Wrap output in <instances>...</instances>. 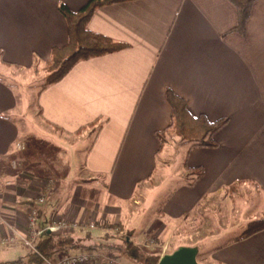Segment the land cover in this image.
Segmentation results:
<instances>
[{
    "label": "crops",
    "instance_id": "obj_1",
    "mask_svg": "<svg viewBox=\"0 0 264 264\" xmlns=\"http://www.w3.org/2000/svg\"><path fill=\"white\" fill-rule=\"evenodd\" d=\"M87 1L0 3L1 59L11 63L0 62V234L25 229L28 208L45 178L52 186L39 219L58 215L96 222L93 229L71 230L88 232L90 245L53 256H98L78 264H107L108 257L115 264H142L128 253V243L145 244L161 257L185 245L178 240L167 250L184 219L220 212L225 200L232 212L239 202L250 213L243 229L263 217L264 0L253 2L244 34L233 29L236 8L228 0H124L97 8L88 28L127 47L76 62L62 79L38 90L34 103L35 133L89 139L81 161L66 168L52 155H39L37 144L36 149L28 145L23 103L7 72L45 66L51 47L67 40L59 4L75 11ZM167 90L182 97L194 115L226 119L213 136L216 145L193 146L166 131L160 147L157 131L171 116ZM100 116L106 120L99 130L75 133ZM199 168L202 174L193 180ZM156 184L170 191L149 208ZM146 211L148 221L138 234ZM206 217L213 227L216 221ZM115 225L125 242L111 231ZM244 231L215 243L210 263L264 264V229L242 237ZM147 238L154 242L146 244ZM6 247L12 260L28 251L20 239Z\"/></svg>",
    "mask_w": 264,
    "mask_h": 264
},
{
    "label": "trees",
    "instance_id": "obj_2",
    "mask_svg": "<svg viewBox=\"0 0 264 264\" xmlns=\"http://www.w3.org/2000/svg\"><path fill=\"white\" fill-rule=\"evenodd\" d=\"M121 1L124 0H88L81 8L75 11L68 8L64 3L59 4L58 10L66 21L67 40L63 45H55L51 47L49 58L45 61L46 76L39 91L47 85L62 79L76 62L119 51L127 47V44L123 42L115 41L106 35L93 32L88 28V22L97 8ZM228 1H230L236 8L237 22L233 29L244 34L246 30V21L249 17L251 6L255 0ZM0 62L6 65H11V63L4 62L1 59V50ZM166 98L171 107V116L169 124L162 130L157 131V136L160 140V147H162L165 142L164 133L166 131L172 132L178 136L179 140L186 141L193 146L216 145L213 136L224 124L226 120L225 118L217 121H210L203 114H192L186 107L184 99L171 90H167ZM105 120V117H97L94 121L76 130L75 133L79 134L84 129L91 127H94L97 131ZM201 174L202 170L200 168L197 169L194 173L193 180L200 177ZM235 189L236 185L230 187L231 195H233ZM104 225L108 227L111 226L109 223ZM262 229H264V216L249 221L242 237H246ZM115 233L116 236H118V239L125 242L126 235L122 232L121 228ZM88 234V232L76 234L71 230H61L58 232L45 231L38 241V249L45 255L53 257L58 252L63 253L69 248H81L90 245L87 243L90 238ZM242 237L240 236V238ZM125 248L131 256L138 261H141L142 264H157L160 258L159 253L148 251L144 246L128 243ZM0 264H41V259L35 255L34 252L28 250L25 258H19L4 263L0 261Z\"/></svg>",
    "mask_w": 264,
    "mask_h": 264
},
{
    "label": "rangeland",
    "instance_id": "obj_3",
    "mask_svg": "<svg viewBox=\"0 0 264 264\" xmlns=\"http://www.w3.org/2000/svg\"><path fill=\"white\" fill-rule=\"evenodd\" d=\"M2 1L3 0H0V3ZM7 73V76H10L7 78L8 81H10V83L14 85L13 87L18 93L20 101L23 103L24 121L28 125L27 129L30 131V133L27 135V139H30L28 141V145H31V149H36L37 144L39 155H52L56 157L58 163H63L66 168L71 167L76 161L80 162L83 158L85 149L89 145V139L87 137H80L75 139L73 137L56 135L55 138H53L50 134L40 135L35 133V126L38 122V119L34 114V103L36 101V93L44 83V79L46 76V66L40 65L37 66L36 69H31L28 71H18L15 69H11ZM12 78L17 81L15 82ZM42 136H44V139H48V141L36 139ZM156 185L157 186L154 187L150 193L151 202L148 205L149 208L154 206V204L160 199H163L167 192L170 191V187H168V185ZM233 196L234 194L231 195L232 198ZM215 205L216 204H213L212 206L214 207ZM232 207L233 205L230 203V201L225 200L221 205L217 207V210L220 209V212L211 213L210 211V213H208L209 216L213 217V219L216 221L213 222V227L210 226L212 220H208L209 218L206 217L208 214H204V211H201L194 218V220H191L190 218L184 219L182 223V229L180 230L179 234H176L174 232L171 240V245L167 250L170 251L171 249H173V247L177 245L176 241L178 240L183 242L185 246H197L199 251L197 253V261L201 264H209L210 259L208 257V253H210L214 249L212 247L215 245V243H218V241H222L225 238L239 234L247 227L246 225L244 229L242 228L246 219L245 215H250V213L247 214V211H244V209H242L243 205L239 202H237L234 212H232ZM257 210L260 211L261 208H258ZM256 213L258 215V212ZM201 217H203L202 221H200ZM147 221L148 212L144 214V217H142V221H140L138 226L135 228V232L138 234L143 233V229ZM202 227H204L203 230L201 229ZM180 233H182L183 235H181ZM147 239L148 240L146 244H151L154 242V239L152 238ZM151 239L152 241H150ZM143 246L146 245L144 244ZM21 252L25 254L26 249L21 248ZM11 257V251L9 250V248H7L6 245L0 243V261L3 263L10 262L13 259ZM126 263L136 264L135 262L131 263L130 261H126Z\"/></svg>",
    "mask_w": 264,
    "mask_h": 264
},
{
    "label": "built area",
    "instance_id": "obj_4",
    "mask_svg": "<svg viewBox=\"0 0 264 264\" xmlns=\"http://www.w3.org/2000/svg\"><path fill=\"white\" fill-rule=\"evenodd\" d=\"M16 147L21 149L22 145L17 143ZM51 183L52 181L49 178L41 181L40 190L36 194L33 204L28 208L25 229L19 233L5 230L0 234V243L7 245L20 239L24 246L41 259V264H78L96 261L98 256L93 253H79L54 259L38 249V241L45 231L58 232L72 229H93L97 226L94 220L70 219L58 215H53L47 219H39V207L45 203L47 193L52 186ZM118 229L119 227L115 225L111 228V231L115 233ZM105 262L107 264H115L114 259L111 257L105 258Z\"/></svg>",
    "mask_w": 264,
    "mask_h": 264
},
{
    "label": "water",
    "instance_id": "obj_5",
    "mask_svg": "<svg viewBox=\"0 0 264 264\" xmlns=\"http://www.w3.org/2000/svg\"><path fill=\"white\" fill-rule=\"evenodd\" d=\"M197 246L181 245L170 253L163 254L157 264H201L197 261Z\"/></svg>",
    "mask_w": 264,
    "mask_h": 264
}]
</instances>
